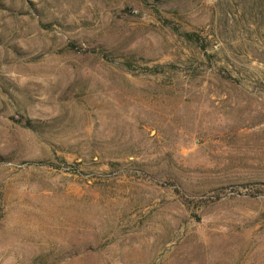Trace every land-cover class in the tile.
Listing matches in <instances>:
<instances>
[{"label":"rangeland","instance_id":"rangeland-1","mask_svg":"<svg viewBox=\"0 0 264 264\" xmlns=\"http://www.w3.org/2000/svg\"><path fill=\"white\" fill-rule=\"evenodd\" d=\"M0 264H264V0H0Z\"/></svg>","mask_w":264,"mask_h":264}]
</instances>
